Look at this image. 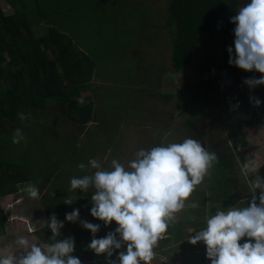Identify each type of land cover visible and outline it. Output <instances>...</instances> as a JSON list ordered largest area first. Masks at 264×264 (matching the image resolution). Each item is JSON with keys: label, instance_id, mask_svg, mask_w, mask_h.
I'll list each match as a JSON object with an SVG mask.
<instances>
[{"label": "rangeland", "instance_id": "374dc122", "mask_svg": "<svg viewBox=\"0 0 264 264\" xmlns=\"http://www.w3.org/2000/svg\"><path fill=\"white\" fill-rule=\"evenodd\" d=\"M245 1L240 0L242 6ZM42 2L45 8L50 6L49 11H62V15H50L49 19H42L48 23H34L35 35H43L50 27L57 28L72 40L77 50L85 53L95 64L94 77L89 87L75 92L72 97L76 101L91 96L95 118L90 123L81 125L68 117L66 108L61 110L56 107L43 113L29 111L27 114H31V119H19V123L6 122V125L1 126L0 159L14 165L28 181L17 185V193L0 199L8 217L5 231L0 233L1 256L14 253L15 249L25 251L15 244L16 239L20 236L27 237L28 229H34L32 226L39 228L44 235L43 228L48 229L46 222L52 215L59 221L61 215L68 213L69 209H78L80 215L87 213V217H91L89 213L93 206L91 196L94 189L90 188L87 193L70 190L73 177L92 175L96 171L89 165L90 159L99 160L104 169L110 168L112 159H117L127 167L139 150H149L155 147L157 141L161 145L182 142L195 134L199 126L194 124L188 127L185 124L190 114L195 112L189 93L199 84L196 69L203 64L219 65L224 59L223 41L234 31H222L216 37L201 42L192 65L176 75L170 58L174 26L167 24L170 23L167 20L169 0H112L106 4L100 0ZM3 6L5 10H9L7 4ZM230 47L235 48L234 43H230ZM151 76L154 78L150 79ZM135 80L141 83L146 81V86L134 85ZM220 81L222 80L218 75L212 78V82ZM172 83H177L179 87ZM133 85L146 92L135 103L134 92L133 98L129 96ZM178 89L186 94L190 106V112L184 115L179 116L181 108H178L175 100L170 105H163L157 98L152 100L154 94L155 97L167 93L178 96ZM134 104L142 108L153 104L156 112L149 119H142V125H137L138 113H135L136 117L126 115L131 106L133 114ZM244 112L245 116H236L234 123L235 127H242L248 142L246 148L238 150L235 160L240 184L238 192L254 189L257 184L264 187V117L250 108H246ZM18 128L22 130L26 141L17 145L12 143V137ZM80 163L86 165L84 170L79 169ZM213 170L210 169L209 175L196 187L185 209L177 214V220L169 226L167 234L172 239L165 237L159 241L155 249L158 258L152 264H191L197 259L198 262L201 260L197 264H211L203 242L193 245L194 250L199 251L197 257L196 252L189 251V244L184 239L188 237V227L185 228L187 225L197 233L206 227V218L215 215L218 209L227 210L237 202V199L227 195L224 187L219 188L220 177ZM29 183L38 187L40 199L33 200L27 195L25 189ZM254 191L257 195L264 192ZM239 195L244 198L247 193L243 191ZM66 198L72 200V205L64 203ZM192 202L198 203L199 207L191 208ZM227 203L229 206L225 207ZM82 221L100 226L95 234L97 239L115 232L118 227L115 222L111 226H105L97 219ZM82 221H63L64 227L57 239L74 238L73 255L79 259L101 256L108 258L106 254L97 256L88 247L93 234L82 227ZM46 235L52 238L53 234L49 231ZM32 238L34 239L33 236ZM84 240L88 243L82 249ZM246 240L247 238L241 243ZM29 241L30 244L35 243ZM175 242L179 244L177 257L173 258ZM121 251L122 248L114 250L113 255L116 256ZM188 252H191L190 255ZM105 264L115 262L105 261Z\"/></svg>", "mask_w": 264, "mask_h": 264}, {"label": "trees", "instance_id": "16d2710c", "mask_svg": "<svg viewBox=\"0 0 264 264\" xmlns=\"http://www.w3.org/2000/svg\"><path fill=\"white\" fill-rule=\"evenodd\" d=\"M100 1L106 4L112 0ZM248 2L246 0L245 4ZM4 4L10 10H5ZM241 7L240 0H169L167 20L170 23L167 24L174 26L173 33H170L173 36L170 57L173 72L179 75L188 70L201 42L234 29L231 18ZM49 10L50 6L45 8L42 0H0V128L6 122L17 123L20 119L18 112L28 115L29 111L43 113L56 107L66 108L68 117L81 125L95 118L91 97L72 103L75 92L89 87L95 64L57 28L50 27L43 35H35L34 23L47 22L42 19H49L50 15H62V11ZM234 41L233 31L223 41L224 59L219 65L203 64L196 69L199 84L189 93L195 112L190 114L185 125L199 126L189 138L199 140L207 151L215 153L217 159L213 164L216 166L212 168L220 177L219 188L224 187L229 197L237 199V204L240 184L235 160L238 150L246 148L248 142L242 127L234 126L235 118L245 116L246 108L264 117V85L250 89L245 80L260 78L261 74L246 72L229 63L228 49ZM232 49L234 55L235 48ZM215 75L222 81L212 82ZM135 81L134 85L146 86V81ZM134 85L129 96L132 97L134 92L135 103L146 92L134 88ZM172 85L179 87L177 83ZM156 96L154 94L152 100L157 98L163 105H170L172 100L178 102L179 116L190 112L187 96L180 89L178 96L170 93ZM250 97L258 98L261 105L256 107ZM155 108L153 104L143 108L134 104L133 114L131 106L126 115L136 117L135 113H138L137 125H142V119L152 117ZM155 146L162 145L157 141ZM20 173L14 165L0 159V199L17 193V185L28 182ZM61 219L62 215L59 221ZM7 220L0 203V233H4Z\"/></svg>", "mask_w": 264, "mask_h": 264}, {"label": "clouds", "instance_id": "9594fccd", "mask_svg": "<svg viewBox=\"0 0 264 264\" xmlns=\"http://www.w3.org/2000/svg\"><path fill=\"white\" fill-rule=\"evenodd\" d=\"M231 23L235 25V53L231 47L228 49L229 63L246 72L261 74L260 78L245 80L250 89L264 85V0H249L231 18ZM250 100L256 107L261 105L258 98ZM18 116L21 121L31 119L30 113L26 116L18 112ZM22 141L26 137L18 128L12 143L18 145ZM216 159L215 153L192 138L141 149L127 167L112 159L110 168L104 169L99 160L90 159L88 163L96 171L73 177L70 190L87 193L93 188L91 215L105 226L115 222L118 227L97 239L95 234L100 226L82 221V227L93 234L88 247L97 256L111 257L114 250L126 245V252L119 253V264H152L159 241L165 238L177 214L185 209L196 187L209 175ZM78 167L84 170L86 165L80 163ZM25 191L31 199H40L35 184L29 183ZM64 203L72 205V200L66 198ZM190 207L195 209L199 204L192 202ZM79 217L78 209L66 214L67 221L72 223L79 221ZM46 224L53 234V243L30 244L28 237L20 236L15 244L25 251L19 256L16 253L0 256V264H81L73 255L74 238L57 239L63 222L52 215ZM245 238L246 242L241 243ZM199 242L206 245L211 264H264V192L259 205L254 197L248 206L218 209L215 215L206 218V227L190 239L193 245Z\"/></svg>", "mask_w": 264, "mask_h": 264}, {"label": "crops", "instance_id": "0c3cea01", "mask_svg": "<svg viewBox=\"0 0 264 264\" xmlns=\"http://www.w3.org/2000/svg\"><path fill=\"white\" fill-rule=\"evenodd\" d=\"M173 70V69H172ZM90 96H87L86 98H89ZM257 183V182H256ZM264 185V184H263ZM262 187V185L261 184H257V186H255V188L254 189H256V190H261V191H264L263 189H260V188H257V187ZM250 189V188H249ZM249 189H244V190H242L241 192H238V194L240 193H243V191H245L246 193H247V196L246 197H244V198H240L239 197V199H238V203L235 205V206H232V207H239V205L240 206H248L251 202H252V200H253V198L255 197V199H256V202H259V197H260V195H257L256 193H255V191H254V189L253 188H251L250 190ZM262 193V192H261ZM240 196V195H239ZM73 210H70L69 209V211H68V213H71ZM68 213H66V214H68ZM84 213V212H83ZM66 214L64 213L63 215H62V221H60V222H63V221H66L67 219H66ZM85 215V216H84ZM84 215H80V217H79V221H82V220H89V219H93V220H95L96 218H94L92 215H91V212L89 213V215H91V217L89 216V217H87L88 215H87V213H84ZM71 223V222H70ZM34 229H32L31 227L28 229V235H27V237L29 238V240H31V242L32 241H35V243L36 244H38V245H47V244H50V243H53L52 242V240H51V237H48L47 235H46V232L48 233L49 231H50V229L48 228L47 230H45L44 228H43V230H44V235L42 234V231L38 228V229H35L36 227H34V226H32ZM188 227V228H187ZM189 225H187L185 228H187L188 229V237H187V239H184V241H186L187 240V242H188V244H189V248H190V250L189 251H192V252H196V256L198 257L199 256V251H196V250H194V248H193V244H191L190 243V239L195 235V231H193L192 230V228H190L189 229ZM35 233H37V234H35ZM39 234H41V235H43V237L41 238V235L39 236ZM31 236H33L34 237V239L32 238L31 239ZM67 237V236H66ZM165 237H167V238H169V239H172V237H170V235H168V234H166V236ZM68 238V237H67ZM246 242V241H245ZM88 242L86 241V240H84V247H82V249H84L85 248V246H86V244H87ZM177 243V244H176ZM181 243H183V242H181ZM180 243V244H181ZM175 244V249H173V252H172V255H173V258H176L177 257V251H178V244H179V242H175L174 243ZM122 251H125L126 252V245L124 246V247H122ZM20 250H17V249H15L14 250V253L13 254H17V256H19L20 255ZM190 253L191 252H188V255H190ZM188 255H187V258H188ZM1 256V255H0ZM118 257H119V254H117L116 256H115V254L113 255V256H111V257H108V258H105V257H95V258H92V259H90V258H86V259H80L81 260V264H105V261H109V262H115V264H119V259H118ZM158 257L156 256V259H157ZM201 258V257H200ZM162 259V258H161ZM192 260H193V258H192ZM177 262H178V259H177ZM200 263L201 262V260H200V262H198V259L196 260V261H193V262H191V264H197V263ZM153 263V262H152ZM187 263H189V261L187 262ZM206 264V263H205Z\"/></svg>", "mask_w": 264, "mask_h": 264}]
</instances>
